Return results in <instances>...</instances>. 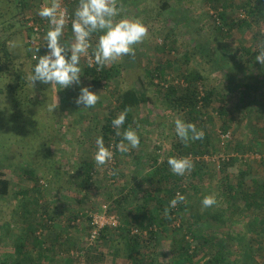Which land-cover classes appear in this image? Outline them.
<instances>
[{
    "label": "rangeland",
    "instance_id": "1",
    "mask_svg": "<svg viewBox=\"0 0 264 264\" xmlns=\"http://www.w3.org/2000/svg\"><path fill=\"white\" fill-rule=\"evenodd\" d=\"M25 2L31 5L30 12L16 20L11 17L18 11L15 0H0V39L7 42L10 53L6 58L0 46V178L8 180V192L0 194V264H134L127 244L135 234L143 242L141 252L150 250L142 264H179L181 248L186 245L191 247L190 253L197 250L201 255L194 264H202L207 253H215L212 247L216 245H223L230 264H241L248 249L254 260L264 264V231L249 229L264 220V205L249 206L246 200L256 188L254 195L259 200L264 188V114L255 107L250 110L245 102L240 114L228 107L234 112L229 137H223L225 131L217 115L220 100L204 107L203 117L217 147L211 152L202 149L179 155L190 157L194 167L183 176L170 177L171 182L180 184L175 197L178 193L184 196L181 205H171L173 222L144 230L135 222L127 223L138 205L153 212L175 198L173 183L168 186L151 180L157 168L155 159L160 164L180 152L175 146L180 140L175 119L187 121L185 112L165 100V92L171 86H186V75L195 70L208 78L199 83L201 95L212 85L226 86L228 79L223 76L211 80V49L222 51L225 45L235 47L237 42L253 40V29L240 24L242 19H251L244 0H167L168 7L163 5L165 0H119L121 15L142 20L148 35L135 46V55L104 66L115 67L116 72L99 84L85 73L92 49L81 58V80L99 95L92 108L76 104L79 85L57 91L58 85L39 80L32 83L33 57L48 51L50 25L38 12L51 0ZM78 3L59 0L70 14L62 42L73 41L71 23ZM219 10H225L239 25L219 30L214 21ZM259 29L264 32V21ZM96 38L92 37L93 46ZM255 43V48L261 45ZM222 54L218 51L216 55ZM244 55L251 58L246 52ZM131 87L146 91L150 100L134 111L133 122L122 126L120 133L123 138L125 129H136L140 144L121 152L115 140L104 139L113 157L98 166L94 155L102 124L116 107L118 95ZM56 95L59 107L50 113L47 107ZM223 103L226 107L231 104L229 99ZM230 158L236 160L229 162ZM225 161L229 163L224 165ZM229 191L235 193L230 201ZM206 195H214L217 203L204 208ZM101 217L105 225L92 238ZM22 241L26 245L20 251ZM247 263L256 264L248 258Z\"/></svg>",
    "mask_w": 264,
    "mask_h": 264
},
{
    "label": "clouds",
    "instance_id": "2",
    "mask_svg": "<svg viewBox=\"0 0 264 264\" xmlns=\"http://www.w3.org/2000/svg\"><path fill=\"white\" fill-rule=\"evenodd\" d=\"M123 6L119 0H79L71 23L73 41L62 42L63 28L66 23V10L60 8L59 0H51L39 9L38 15L47 18L49 29L46 32V47L48 51L43 55L34 56L36 64L30 77L32 83L39 80L44 84L58 85L59 89H65L72 85H79V94L75 98L78 105L83 108H92L99 100V95L92 90L90 85L83 84L81 80V58L88 55L89 64L92 59L99 67H104L111 62L118 61L123 56L135 55L136 45L142 43L148 35L145 23L139 18L121 15ZM96 35L93 46L92 37ZM40 52V49H37ZM256 60L264 65V48L256 56ZM59 107V99H53L48 104L47 110L52 113ZM126 120V112L121 113L112 120L117 135H121L120 128ZM175 133L182 141L200 140L204 132L198 129L194 122L176 118L174 121ZM123 138L117 145L121 152H127L140 144V136L136 129L127 128L123 132ZM126 142V143H125ZM113 152L105 146L102 136L96 140L95 163L102 166L110 161ZM171 171L179 176L194 167V162L188 156H170L167 161ZM184 199L182 194L171 200L175 206L178 201ZM217 203L214 195H206L202 200L204 208H209Z\"/></svg>",
    "mask_w": 264,
    "mask_h": 264
},
{
    "label": "trees",
    "instance_id": "3",
    "mask_svg": "<svg viewBox=\"0 0 264 264\" xmlns=\"http://www.w3.org/2000/svg\"><path fill=\"white\" fill-rule=\"evenodd\" d=\"M257 3L256 6H254V3ZM264 0H244L243 6L244 8L249 12V15L251 16L250 20L247 19H242L240 20V24H246L248 27H251L253 29L252 34H253V40H251L249 43H245V52L246 54L251 55V58L254 59L255 56L260 52V50H253L254 45H256L255 42L261 43L264 46V32H262L259 29V25L262 24V21H264ZM11 5V4H10ZM164 6L168 7L169 3L167 0H165ZM228 5V4H226ZM242 6V7H243ZM10 7V6H9ZM30 4H27L25 0H15V9L18 11L13 12L11 17L15 18L17 20V17L21 16H27V14L30 12ZM11 9H13L11 7ZM214 16V15H213ZM214 18V17H213ZM232 18H228L227 12L225 10H219L217 11V14L214 18L215 25H217V28L219 30H224L225 27H228L229 30L232 27H236L239 25L237 22L231 21ZM8 20V19H7ZM39 20L36 19V23H38ZM14 24H11L10 27H13ZM257 28V29H256ZM256 29V30H255ZM7 31V27L4 29ZM96 36L95 34L93 37ZM1 43V49L6 56V58L10 57V53L8 50V45L6 41H3L0 39ZM263 46L260 48L262 49ZM1 51V50H0ZM211 52H213V55L216 59V48H212ZM222 58V57H220ZM116 72L115 67H99L96 64H89L87 63L85 66V73L91 76L92 82L94 84H99L102 82L103 79H110L114 73ZM153 76V75H152ZM187 77V85L183 87L179 86H171L167 88V91L165 92V100L169 101V103L174 107V109L180 111V112H185L187 115V121L189 122H194L196 127L198 129H201L204 132V136L200 140H195V141H182L181 139L179 142L175 144L176 147H178V150L180 151L178 155H172V156H179L180 154H189V153H199L203 152L205 150L206 152H211L214 149H216L215 143V138L212 139L215 135L214 133L210 130L209 126L206 125V118L203 117V114L205 113L204 107H209L210 104L215 101V100H220L221 104L219 108H217V115L220 118L222 124H223V129L222 131L228 132L229 128L234 122L233 116H231V113H234L233 110L228 109L226 105L223 103L224 96L225 94L222 93L220 88H217L216 86L210 88V89H205V94L201 95L200 90H199V83H205L207 82V77L204 76L200 71H189V74L186 75ZM150 100V97L146 93V91H142L138 88L131 87L123 92H121L116 100V107L111 110L110 114L106 117L105 122L102 124V137L105 140H115L116 146L120 143L122 136L117 135L116 128L112 125V120L116 118L118 115L121 113L126 112V120L124 124L122 125L123 128L126 126H129L130 123L133 122V117H134V111L138 110V108L147 103ZM252 99L250 98V101ZM225 102V101H224ZM245 102V101H243ZM120 113V114H119ZM260 112H257V114ZM260 117V116H259ZM122 126L120 128V131L122 132ZM112 136L115 138L113 139ZM242 146V144L240 145ZM204 147V148H203ZM203 149V150H202ZM237 149V148H236ZM233 150V149H232ZM169 158V157H168ZM168 158H166L163 162L160 164L158 163V158L155 159L154 164L157 166L155 173L151 175V180L152 182H157L159 184H164V185H170L171 183V176L175 175L171 171L167 161ZM236 160L235 158H230L228 160L229 162L231 160ZM229 162H223L224 165L229 163ZM242 173L246 172L245 170H241ZM88 176H91V173H88ZM175 185V189H173V194L175 197V194L177 193V189L180 188L179 183H173ZM158 185V184H157ZM233 190L232 188H230ZM229 189V190H230ZM258 188L252 190L251 192V198L248 196L246 198L249 204V206H252L250 204H255V203H260L262 206L264 205V188L261 189V197L259 196V200H257V195H254V192H256ZM171 191V189H169ZM185 191V190H182ZM8 192V180L5 178H0V194H6ZM230 192V191H229ZM151 194V193H149ZM230 194V200H232L235 196V193H229ZM233 194V195H232ZM255 196L254 202H252L253 197ZM250 198V200H249ZM125 199V197L121 198V200ZM236 199V197H235ZM182 201H178L179 204H182ZM258 203V204H259ZM140 208L137 210L133 211L131 215V219L127 220L129 224H132L133 222L136 223L140 227V229H146L149 228L150 226L154 225H159V226H165L173 222L174 220V209L171 207V202L169 201L166 206H163L162 210H157L156 211H150L146 209L147 206L143 205H138ZM183 207V206H180ZM145 211H141L144 210ZM130 216H128L129 218ZM258 220V219H256ZM166 229V228H165ZM251 231H264V220H259L258 222L252 224L249 228ZM262 229V230H261ZM138 231V230H137ZM152 236H155V233L153 230L150 231ZM139 235L135 234L133 236H129L130 240L127 245L128 251H129V256L132 258L134 261V264H142L143 261H145V253L149 252L150 250H146L144 253L141 252L142 247H143V242L140 240L138 237ZM128 238V239H129ZM38 238L35 239V241ZM25 242L22 241L21 243L18 244V249L22 251V248L25 247ZM191 247L186 245L183 248H181V257L177 261L179 264H194L195 260L200 257L199 253L196 251L190 253ZM212 249H215V253H207L208 257H205L203 260L202 264H230V261L228 257L226 256L227 253L224 251L223 245H216L213 246ZM246 251L243 257H241V264H248L247 263V258L255 262L256 264H261V261L254 260L252 256H254V253L250 251ZM42 253L39 254V257ZM251 256V257H250Z\"/></svg>",
    "mask_w": 264,
    "mask_h": 264
},
{
    "label": "crops",
    "instance_id": "4",
    "mask_svg": "<svg viewBox=\"0 0 264 264\" xmlns=\"http://www.w3.org/2000/svg\"><path fill=\"white\" fill-rule=\"evenodd\" d=\"M262 46L263 44L253 49L258 51L261 50ZM245 47V42H237L235 47L223 46L222 51L216 48V54L218 51L223 54L222 56L216 55V59L213 58L214 63H211L210 77L212 82L215 78L222 76L224 80L228 79L226 86L219 84L216 87L220 88L222 93L225 94L224 99L230 100L231 104L227 107L239 110L235 114L241 113L243 100H245L243 105L247 108L252 110L255 107L264 114V65L256 60V56L254 59L246 58V55H244ZM220 81H223L222 78Z\"/></svg>",
    "mask_w": 264,
    "mask_h": 264
},
{
    "label": "built area",
    "instance_id": "5",
    "mask_svg": "<svg viewBox=\"0 0 264 264\" xmlns=\"http://www.w3.org/2000/svg\"><path fill=\"white\" fill-rule=\"evenodd\" d=\"M60 8H61L62 10H66V7L64 8V6H62V5H60ZM66 12H67V10H66ZM241 16H244V15L241 14ZM66 20L70 21V14H69L68 12H67ZM30 25L33 26V23H30ZM35 29H36L37 31H40L39 27H36ZM229 135H230V132H227V133L223 134V137H229ZM97 218H98V217H95V221H96V222L98 221ZM99 221H100V223H98V224H96V223L94 222V224H96L98 227H96V228L93 230V232H92V234H91L92 238H96V237L99 235V229L105 225V219H104L103 217L99 218Z\"/></svg>",
    "mask_w": 264,
    "mask_h": 264
}]
</instances>
